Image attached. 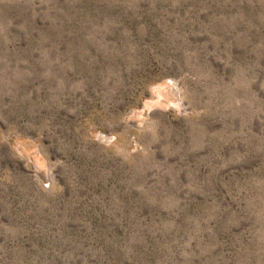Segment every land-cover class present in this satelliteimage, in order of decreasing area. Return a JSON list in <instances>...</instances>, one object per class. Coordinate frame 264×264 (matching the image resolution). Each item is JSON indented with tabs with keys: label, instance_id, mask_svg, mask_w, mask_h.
<instances>
[{
	"label": "rangeland",
	"instance_id": "374dc122",
	"mask_svg": "<svg viewBox=\"0 0 264 264\" xmlns=\"http://www.w3.org/2000/svg\"><path fill=\"white\" fill-rule=\"evenodd\" d=\"M0 264H264V0H0Z\"/></svg>",
	"mask_w": 264,
	"mask_h": 264
},
{
	"label": "bare ground",
	"instance_id": "6f19581e",
	"mask_svg": "<svg viewBox=\"0 0 264 264\" xmlns=\"http://www.w3.org/2000/svg\"><path fill=\"white\" fill-rule=\"evenodd\" d=\"M178 94H179V93H178ZM178 94H177V95H178ZM179 96H180V95H179ZM104 139H105V138H104Z\"/></svg>",
	"mask_w": 264,
	"mask_h": 264
}]
</instances>
